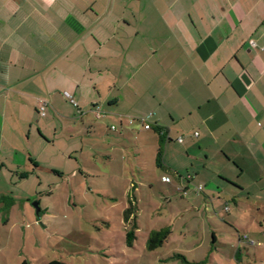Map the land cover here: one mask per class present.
<instances>
[{
    "label": "crops",
    "instance_id": "0c3cea01",
    "mask_svg": "<svg viewBox=\"0 0 264 264\" xmlns=\"http://www.w3.org/2000/svg\"><path fill=\"white\" fill-rule=\"evenodd\" d=\"M150 114L145 130L137 119ZM57 115L62 134L51 128ZM76 119L85 128L67 137ZM93 148L103 158L148 153L162 170L160 180L142 174L151 193L160 181L165 204L139 197L134 181L127 204L106 196L125 227L136 203V233L145 205L165 223L150 234L170 229L150 252L181 223L180 244L156 264H264V0H0V176L27 180L30 171L3 172L28 161L39 172L48 152ZM76 164L84 180L129 179L109 163L96 173Z\"/></svg>",
    "mask_w": 264,
    "mask_h": 264
},
{
    "label": "rangeland",
    "instance_id": "374dc122",
    "mask_svg": "<svg viewBox=\"0 0 264 264\" xmlns=\"http://www.w3.org/2000/svg\"><path fill=\"white\" fill-rule=\"evenodd\" d=\"M57 118L58 122L52 124L51 128L55 125L53 129L62 134L61 128L67 127L66 122L58 115ZM70 126H76L71 128L75 134L67 137L78 136L85 128L82 120L78 119L71 121ZM93 138L101 141L106 139L97 135ZM77 149L81 148L75 147ZM75 150L73 149L72 154L69 152L65 157L59 156L54 160L52 157L55 154L48 152L50 162L42 159L39 172L34 173L35 169L30 161L28 166L3 172L8 177L11 171L16 176L17 173L21 175L30 171L31 176L27 180H21L18 176L14 183H10L9 179L7 181L0 176V200L3 195L17 199L14 207L9 201L0 202V264H50L53 261L67 264H156L158 257L180 244L177 240L182 236L179 228L181 223L176 224V234L160 253L146 249L150 231L158 227L159 221L158 216H147L148 205H145V215L140 230L136 233L137 239L133 241L134 247L127 243L129 229L123 223L119 203L127 204L126 190L130 187V182L134 181L137 185L139 197L142 194L144 197L154 195L160 204H165L160 181L152 193L146 184L145 174L151 178L154 173H158L151 154L136 156L135 159L127 151L124 154L111 153L110 158H103L94 148L91 154H81L80 151L75 153ZM69 156L72 157L71 161ZM76 160L92 173L106 171V163L112 164L113 171L123 172L126 168L129 179L112 184L105 179L84 180L73 175ZM53 168L65 172V178L60 179L59 175L52 172ZM161 171L159 169V180ZM106 196L118 199V205L114 206ZM164 210L166 208L161 209L162 213ZM189 228L183 234L188 236V243L192 236Z\"/></svg>",
    "mask_w": 264,
    "mask_h": 264
},
{
    "label": "trees",
    "instance_id": "16d2710c",
    "mask_svg": "<svg viewBox=\"0 0 264 264\" xmlns=\"http://www.w3.org/2000/svg\"><path fill=\"white\" fill-rule=\"evenodd\" d=\"M163 136V135H162ZM164 140L161 141V147L159 150V158L162 157L163 151H164ZM138 211V207L136 203L131 202L129 208L125 211L124 218L126 224H128V231H127V243L132 247L133 241L137 239L136 230L138 229L136 224V214ZM171 231L170 229H163L159 232H153L149 236V240L147 242V249L149 251H155L159 249L165 241L170 236ZM23 264H27L26 262ZM50 264H67L61 261H53Z\"/></svg>",
    "mask_w": 264,
    "mask_h": 264
},
{
    "label": "built area",
    "instance_id": "2783aa9c",
    "mask_svg": "<svg viewBox=\"0 0 264 264\" xmlns=\"http://www.w3.org/2000/svg\"><path fill=\"white\" fill-rule=\"evenodd\" d=\"M253 45V44H252ZM65 97L75 106L77 107V104L76 102L74 101L73 97L71 96V94H68V93H65ZM49 104L47 102L43 103V105L41 106L40 108V113L42 116H45V112L48 108ZM99 110V108H97ZM153 115L150 114L148 117H142V118H138V123L141 124V126L145 129V130H151L152 126L150 125V122H149V119L152 117ZM98 117H100V113L98 112ZM134 121L131 120L130 121V124H133ZM116 127L113 126L112 127V130H115ZM196 136H198V133L195 134ZM183 138H179V142H182ZM192 179V177H187V180L190 181ZM163 182L165 183H171V179L170 178H163L162 179ZM182 188H180L181 190ZM198 192H202L203 191V188L202 187H197L196 188ZM228 210V208H227ZM245 240H248L247 236L244 237ZM250 243H253V242H250Z\"/></svg>",
    "mask_w": 264,
    "mask_h": 264
}]
</instances>
